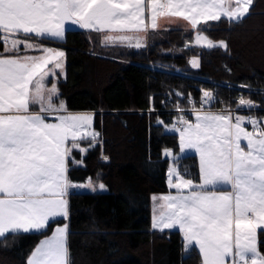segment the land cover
Wrapping results in <instances>:
<instances>
[{
	"label": "snow or ice",
	"instance_id": "obj_1",
	"mask_svg": "<svg viewBox=\"0 0 264 264\" xmlns=\"http://www.w3.org/2000/svg\"><path fill=\"white\" fill-rule=\"evenodd\" d=\"M252 5L253 0H0V237L42 235L56 217H68L70 189L105 190L91 178L81 185L68 177L69 163L82 164L70 159L73 150L86 153L97 146L99 133L91 130V114L67 113L56 84L46 87L45 81L63 68L65 53L40 47L35 39H61L70 22L123 33L106 35L105 43L135 39V47H141L139 37L127 33L156 29L157 17L166 15L183 18L196 30L194 46L227 48L200 33L211 30L209 22L242 20ZM32 51L42 54H22ZM190 63L199 67L198 59ZM203 96L205 102L213 99L207 91ZM239 106L256 107L243 98ZM178 123L182 127L173 130L179 132L180 152L199 154L202 182L184 178L177 157L165 150L173 161L168 184L177 194L152 198L162 202L152 227H178L185 251L198 246L202 264H264V242L258 240V230L264 234V120L221 111ZM80 141H88V148ZM67 236L66 224L56 227L26 264H69Z\"/></svg>",
	"mask_w": 264,
	"mask_h": 264
},
{
	"label": "trees",
	"instance_id": "obj_2",
	"mask_svg": "<svg viewBox=\"0 0 264 264\" xmlns=\"http://www.w3.org/2000/svg\"><path fill=\"white\" fill-rule=\"evenodd\" d=\"M209 24L211 30L204 33L223 39L227 48L194 46L193 29L153 30L140 49L106 47L102 32L95 30H65L59 96L68 109L93 111L100 139L86 153L73 150L70 159L82 164L69 163L68 177L100 180L106 187L68 194L69 264H201L194 245L185 251L180 230L151 226V195L168 190L169 157L162 150L170 147L175 153L179 146L177 133L164 127L178 116L162 108L170 104L165 99L169 94L185 101L205 91L233 105L242 90L252 103L264 105L258 89L264 88V0H253L240 21ZM191 57L199 60V67L190 65ZM259 113L264 109L255 111ZM174 156L182 174L199 180L194 152ZM62 222L64 218H55L42 235L0 237V264H26L36 243ZM258 240L264 242L259 230ZM260 251L264 254V243Z\"/></svg>",
	"mask_w": 264,
	"mask_h": 264
},
{
	"label": "crops",
	"instance_id": "obj_3",
	"mask_svg": "<svg viewBox=\"0 0 264 264\" xmlns=\"http://www.w3.org/2000/svg\"><path fill=\"white\" fill-rule=\"evenodd\" d=\"M161 2H163V0H161ZM145 23L146 24H149L150 25V18H149V13L146 11L145 12ZM69 27H79L78 25H72L70 22H67L66 23V26H65V30ZM160 28H175L177 30H188V29H192L191 28V25L185 21L183 18H180V17H172V16H166V15H161V16H158L157 17V27L156 29H160ZM156 29H152L150 26L147 28V30H144V31H140V32H137V33H127L128 35H133L134 37H141L143 35L147 36L151 31L153 30H156ZM196 30H193V36H194V33H195ZM120 34H123V33H110L108 32V30H104L102 31V41L104 44H107V45H110V47H119V46H127L128 48H133V49H140L141 47H135V39H133L130 43L129 42H125V43H105V36L106 35H120ZM147 38V37H146ZM63 38L61 39H51V40H40V39H36L35 40V43H37L38 45H40V47H47V48H51L53 50H56V49H63V46H62V43L60 40H62ZM22 54H28V55H41L42 53L39 52V51H32V52H27V53H22ZM65 57V55H64ZM193 58H190L189 59V63L190 61L192 60ZM64 60V59H63ZM65 63V61H64ZM191 64V63H190ZM51 67V65L49 66ZM64 70H65V65H64V69H59V70H56L57 73H58V76L62 74H64ZM54 78H49L48 80L45 81V84H46V87L47 88H50L51 85L53 83L56 84L57 86V80H55ZM57 89H58V86H57ZM58 92H59V89H58ZM58 101H63V99L58 96ZM67 109V113L69 114H91L93 116V111L92 110H87V109H81V110H77V109ZM213 113H219V112H213ZM51 122H56L55 121V118L54 117H49L48 118ZM91 130H94L96 131L97 133H99V131L93 126V123H92V126H91ZM97 141H100L99 137H98V140ZM70 144V142H69ZM68 146V145H66ZM80 146L82 148H87L88 147V141H80ZM173 155H174V152H173ZM76 161H81V159H76ZM199 166V164H198ZM69 167V165H68ZM168 174L166 175V184H167V188L168 190L166 192H162V193H157V194H153L151 195V198H150V207H151V226L153 225V222H154V217L157 215V210H158V204L159 203H162V202H157V201H154L152 198L154 196L156 197H160V196H164V195H176L177 194V190L174 189V188H170L169 184H168V178H167ZM186 177V176H185ZM70 179V178H69ZM89 178L85 179V180H71L74 184H84L88 181ZM190 179V178H189ZM192 179V178H191ZM194 183L196 184H199V181H200V173H199V180H194ZM91 181L92 182H96V185L100 184L101 182L99 180H95V179H92L91 178ZM218 187H221V186H218ZM84 189H87V188H83V187H80V188H72L69 190V192L71 191H90V189L88 190H84ZM230 190V189H228ZM187 190H185L186 192ZM67 198V201H68V196L66 197ZM56 218H63V217H56ZM67 225V218H64V222L60 223V224H57L53 227L52 231L46 235V236H43L35 245V247L33 248V250L31 251V253L34 251V249L40 244L41 241L45 240L46 238H49L52 236L53 234V231L56 227L58 226H64V225ZM68 226V225H67ZM153 228V227H152ZM154 229H159V228H154ZM173 229H178L179 228H173ZM182 233V232H181ZM182 236H183V233H182ZM183 241H184V246H186V241L184 240L183 238ZM195 246V245H194ZM197 249H198V246H195ZM31 253L29 254L27 260L29 259ZM201 264H202V256H201Z\"/></svg>",
	"mask_w": 264,
	"mask_h": 264
},
{
	"label": "built area",
	"instance_id": "obj_4",
	"mask_svg": "<svg viewBox=\"0 0 264 264\" xmlns=\"http://www.w3.org/2000/svg\"><path fill=\"white\" fill-rule=\"evenodd\" d=\"M223 83L234 85L239 88L250 89L246 84L230 83V82H223ZM258 89L264 93V88H258ZM210 93L212 94V97H213V99L210 102H205L203 93L199 95L198 97L189 95L185 101H183L180 96H173L172 94H169L166 96L165 99L169 101L170 104L167 106H164L162 110L176 113L178 117L172 122V124L174 126H182L178 123V120L180 118H183L184 120H187V121H193L197 113L226 111V112L233 113V115L238 114L246 118L249 116H251L252 118H255L254 116L255 111L264 109V105L260 106L256 104H255L256 107L251 110L241 109L239 106V100L241 98H243L244 100L250 101L248 96L245 95L242 90L238 91L236 95V103L233 105L224 104L222 102V97L220 95L213 93V92H210ZM103 156L106 157V154H103Z\"/></svg>",
	"mask_w": 264,
	"mask_h": 264
},
{
	"label": "rangeland",
	"instance_id": "obj_5",
	"mask_svg": "<svg viewBox=\"0 0 264 264\" xmlns=\"http://www.w3.org/2000/svg\"><path fill=\"white\" fill-rule=\"evenodd\" d=\"M201 35H203V36H206V37H208L209 39H211L214 43H219V42H224V40L223 39H212L211 37H209L206 33H204V32H201L200 33ZM148 36V35H147ZM147 36H145V35H143V36H141L140 38H139V40H140V42H141V45L142 46H144L145 44H146V41H147ZM195 36H196V31H195V33H194V36H193V39H192V43H194V41H195ZM36 40V39H35ZM136 41V40H135ZM101 43L104 45V46H106V47H110V45H107V44H104L103 43V41H102V39H101ZM225 43V42H224ZM185 45H188V43H186ZM169 50H172L171 48L169 49ZM56 51H63L64 52V50L61 48V49H56ZM65 53V52H64ZM191 58H195V59H197L196 57H191ZM64 60H63V68L62 69H64V65H65V63H64V61H65V57L63 58ZM191 65V64H190ZM63 75L64 74H62L61 73V75L60 76H57L56 78H54L55 80H59L60 78H62L63 77ZM232 75H235L234 73L232 74ZM54 80V81H55ZM58 80H57V82H58ZM56 82V83H57ZM57 86H58V84H57ZM254 104V103H253ZM255 105V104H254ZM197 115V114H196ZM196 115H195V118H194V120L193 121H189V122H192V123H195L196 122ZM254 116H255V119H258V120H264V113H259V114H254ZM173 124L171 123V122H169V123H165V125H164V127H165V129L166 130H170V131H175V130H173ZM175 127H177V128H179V127H182V126H175ZM250 130V129H249ZM176 133H177V135H178V144H179V132H177V131H175ZM242 146H244V142H242ZM165 150H172L170 147H164L163 148V153H164V151ZM173 152V151H172ZM189 152H194L196 155H197V158H198V164H199V154L198 153H196L195 152V150H187L186 152H184V153H181L180 152V144H179V146H178V150H177V152H175L174 153V155H178V154H180V155H182V154H185V153H189ZM173 166V161H172V158L171 157H169V161H168V169L170 168V167H172ZM176 166H177V164H176ZM168 169H167V173H168ZM199 173H200V168H199ZM167 178H168V176H167ZM184 178H186V179H189L190 177H184ZM191 179V178H190ZM100 181V180H99ZM102 184H103V182L102 181H100ZM202 181H201V174H200V181H199V183H201ZM93 184H94V186L96 185V182H93ZM84 190H88V189H84ZM105 190H106V187H105ZM90 192H93L92 190H90Z\"/></svg>",
	"mask_w": 264,
	"mask_h": 264
}]
</instances>
